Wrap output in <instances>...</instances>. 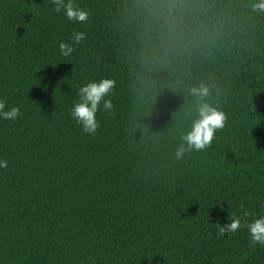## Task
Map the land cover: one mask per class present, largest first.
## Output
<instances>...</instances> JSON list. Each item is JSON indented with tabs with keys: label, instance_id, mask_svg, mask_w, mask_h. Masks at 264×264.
<instances>
[{
	"label": "trees",
	"instance_id": "obj_1",
	"mask_svg": "<svg viewBox=\"0 0 264 264\" xmlns=\"http://www.w3.org/2000/svg\"><path fill=\"white\" fill-rule=\"evenodd\" d=\"M255 0H0V264H264V10ZM83 33L81 41L72 37ZM64 41L73 48L59 53ZM113 80L87 134L69 109ZM226 114L204 151H175L200 102ZM235 214L241 227L217 235Z\"/></svg>",
	"mask_w": 264,
	"mask_h": 264
},
{
	"label": "clouds",
	"instance_id": "obj_2",
	"mask_svg": "<svg viewBox=\"0 0 264 264\" xmlns=\"http://www.w3.org/2000/svg\"><path fill=\"white\" fill-rule=\"evenodd\" d=\"M53 11L63 15L68 21L83 23L87 20L89 13L73 3V0H52ZM254 11L264 10V0H255L251 5ZM83 33H76L72 37L74 42L81 41ZM60 55L69 56L73 48L64 41L57 44ZM113 80L107 77L90 80L77 88L76 97L69 109L70 117L87 134H95L99 122L96 119L98 109L112 110V101L109 98L113 88ZM190 93L200 101L195 108L196 116L192 120L187 131L181 135V143L175 151L177 160L184 158L186 152L204 151L213 141L217 130L225 125L226 114L219 107L204 102L203 98L208 96V88L204 85L194 86ZM20 115L19 109L11 106L4 110V104L0 101V119L15 120ZM7 167V161L0 159V169ZM217 235L235 233L240 227V220L235 214L224 224L214 225ZM251 243L264 246V214L255 216L244 225Z\"/></svg>",
	"mask_w": 264,
	"mask_h": 264
}]
</instances>
